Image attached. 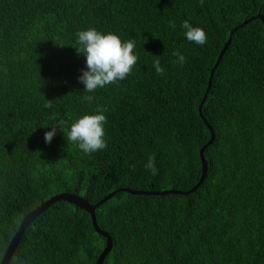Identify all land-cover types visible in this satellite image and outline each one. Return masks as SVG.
Returning a JSON list of instances; mask_svg holds the SVG:
<instances>
[{"label": "trees", "instance_id": "obj_1", "mask_svg": "<svg viewBox=\"0 0 264 264\" xmlns=\"http://www.w3.org/2000/svg\"><path fill=\"white\" fill-rule=\"evenodd\" d=\"M260 14L264 0H0V262L23 217L55 194L95 204L119 188L190 190L211 138L204 116L215 138L196 191H119L96 209L112 238L104 264H264ZM186 19L206 31L205 45L185 39ZM88 27L134 39L139 55L125 80L95 93L77 79L85 58L75 34ZM97 105L107 108L106 149L84 155L67 127L45 143L58 120L70 125ZM151 154L155 174L144 168ZM106 242L89 212L59 200L27 226L8 264H97Z\"/></svg>", "mask_w": 264, "mask_h": 264}, {"label": "clouds", "instance_id": "obj_2", "mask_svg": "<svg viewBox=\"0 0 264 264\" xmlns=\"http://www.w3.org/2000/svg\"><path fill=\"white\" fill-rule=\"evenodd\" d=\"M172 27L174 28L175 24ZM180 27L188 42L200 46L207 43L208 36L202 27L193 26L187 19ZM75 45L77 54L85 58V67L81 69L77 79L88 93H95L97 89H104L110 84L125 80L139 59L134 39H124L113 31L105 32L95 27L76 32ZM175 56L178 64L185 63L186 58L183 54L176 52ZM155 70L158 74L164 73V68L158 60L155 62ZM85 99L91 103L94 97L88 95ZM106 113L107 108L97 105L92 112H85L74 118L70 125L63 119L58 120L50 126L51 130L45 132V143H51L58 128L64 133L67 127V141L73 143L84 155L104 150L107 148ZM144 168L153 174L156 173L154 154L148 156Z\"/></svg>", "mask_w": 264, "mask_h": 264}, {"label": "water", "instance_id": "obj_3", "mask_svg": "<svg viewBox=\"0 0 264 264\" xmlns=\"http://www.w3.org/2000/svg\"><path fill=\"white\" fill-rule=\"evenodd\" d=\"M258 17L261 18L262 20H264V16L263 15L260 14ZM247 22H248V20H245L243 24H245ZM232 33H233V31H231V35H232ZM230 41H231V37L225 43L224 47L220 51V54H219L218 59L216 61V64L211 69V74H210L209 83H208V90H207L206 94L204 95V97H203V99H202V101L200 103V106H199L200 114L202 116H203V114H202V106L204 104L205 99L207 98L208 91H209V89L211 87L213 73H214L217 65L221 61L224 52L228 48V46L230 44ZM203 118H204V121H205L206 125L208 126V128L211 131V138L208 141V143H206L200 149V157H201V161H202V175H201L199 181L197 182V184L194 185L190 190L182 191V190L169 189V190H163V191H150V190H132V189H129V188H119V189L114 190L113 192L109 193L107 196H105L104 198H102L101 200H99L95 204L90 203L85 197H83L81 195H78V194H75V193L63 192V193L55 194V195L51 196L49 199L43 201L38 207H36L32 211L28 212L23 217V219H22V221H21V223L19 225V229L17 230V232L15 233L13 238L11 239V241H10L8 247H7L6 252L4 253V256H3L0 264H8L9 263V261L11 260L12 256L15 253V250L17 249V247H18V245L20 243L21 237H22L23 233L25 232L27 226L38 215H40L44 210H46L54 202L59 201V200L68 201V202L76 205L77 207L86 210L87 212H89L91 214L93 225H94L96 231L107 238L106 246L103 249V251L101 252V254L99 255L98 259H97V264H104V259H105L106 255L112 249V238H111V236L109 235L108 232H106L105 230L100 228V226L98 224V221H97L96 209L98 207H100L102 204H104L107 200L111 199L112 196H114V194L119 192V191H127V192H130V193H133V194H142V193L143 194H152V193H154V194H162V195L163 194H168V193L189 194V193H192V192L196 191L197 188L205 180L207 172H208V162H207V160L205 158V150H206L207 146L210 145L214 141V138H215V133H214L213 127L211 126L210 122L208 120H206V118L204 116H203Z\"/></svg>", "mask_w": 264, "mask_h": 264}]
</instances>
